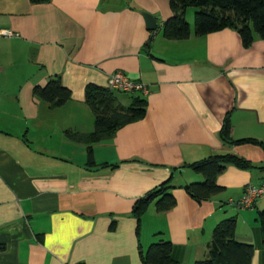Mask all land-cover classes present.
Masks as SVG:
<instances>
[{
	"label": "crops",
	"instance_id": "crops-1",
	"mask_svg": "<svg viewBox=\"0 0 264 264\" xmlns=\"http://www.w3.org/2000/svg\"><path fill=\"white\" fill-rule=\"evenodd\" d=\"M173 15L169 0H0V33L10 32L0 34V264H144L141 248L160 240L179 264H195L234 216L236 239L262 264L264 197L245 209L229 199L264 181V38L245 47L235 29L192 28L168 39ZM116 71L148 85L146 95L115 96L124 106L146 97L147 113L94 143L89 165L87 144L67 132L94 129L86 88L110 89ZM55 78L71 90L60 106L34 93ZM227 117L233 139L263 144L225 141ZM225 153L254 166L229 164L222 192L191 197L185 186L205 177L189 164ZM169 179L176 205L159 212L153 200L139 225L137 199Z\"/></svg>",
	"mask_w": 264,
	"mask_h": 264
},
{
	"label": "trees",
	"instance_id": "trees-1",
	"mask_svg": "<svg viewBox=\"0 0 264 264\" xmlns=\"http://www.w3.org/2000/svg\"><path fill=\"white\" fill-rule=\"evenodd\" d=\"M43 3L48 0H31ZM174 15L164 25V36L168 39H186L192 34L191 24L187 21L188 7L197 8L194 18V34L198 36L232 28L239 32L243 45L249 47L255 38H264V0H169ZM34 93L49 102L51 106L63 105L71 98V90L60 78L51 79L45 86H36ZM86 101L95 116L94 129L89 133L67 132L74 140L87 144L88 164L95 165L93 144L114 136L121 127L142 119L147 113L148 100L141 95L135 96L129 107L121 104L112 90L88 85ZM229 117L226 118L221 135L229 143H258L257 139H233ZM233 164L242 169H249L254 164L233 153L215 154L200 161L190 163L193 169L203 173L205 179L185 186L186 191L197 201L209 200L222 192L225 187L217 178L227 165ZM117 166V165H115ZM167 180L147 195L137 199L134 215L140 225L143 215L150 203L156 199L159 212L173 208L177 201L170 192L173 185ZM263 225V260L264 264V210L260 212ZM237 218L223 220L214 229L213 247L207 259L198 260L195 264H252L255 248L252 244L239 242L236 239ZM173 244L169 240L152 243L147 250L141 248V259L144 264H179L172 255Z\"/></svg>",
	"mask_w": 264,
	"mask_h": 264
},
{
	"label": "built area",
	"instance_id": "built-area-1",
	"mask_svg": "<svg viewBox=\"0 0 264 264\" xmlns=\"http://www.w3.org/2000/svg\"><path fill=\"white\" fill-rule=\"evenodd\" d=\"M0 34H10L8 30ZM108 85L110 89L125 92H140L144 95L149 93V87L141 80L130 79L122 71H116L110 75ZM264 197V181L261 184H249L241 197L229 199V203L240 209L250 208L257 199Z\"/></svg>",
	"mask_w": 264,
	"mask_h": 264
},
{
	"label": "rangeland",
	"instance_id": "rangeland-1",
	"mask_svg": "<svg viewBox=\"0 0 264 264\" xmlns=\"http://www.w3.org/2000/svg\"><path fill=\"white\" fill-rule=\"evenodd\" d=\"M197 11V8L196 7H194V6H190V7H188V11H187V21L189 22V23H191V26H192V28H194V18H195V12ZM113 93H114V96H116L119 100H121V101H123V99L126 97L127 99H129V96H131V95H129V94H124V93H121L120 91H117V90H115V91H113ZM126 104V106L127 107H129L130 106V104L128 103V101H127V103H125ZM258 178V177H257ZM257 180H259V179H257ZM261 180H263V179H261ZM261 183V182H260ZM259 183V184H260ZM154 202H156V199L154 200Z\"/></svg>",
	"mask_w": 264,
	"mask_h": 264
},
{
	"label": "water",
	"instance_id": "water-1",
	"mask_svg": "<svg viewBox=\"0 0 264 264\" xmlns=\"http://www.w3.org/2000/svg\"><path fill=\"white\" fill-rule=\"evenodd\" d=\"M146 20H147V25L148 28L154 30L157 28V21L155 19V17L149 13L145 14Z\"/></svg>",
	"mask_w": 264,
	"mask_h": 264
}]
</instances>
